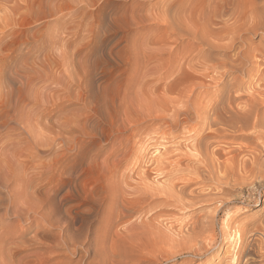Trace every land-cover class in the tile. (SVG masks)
I'll use <instances>...</instances> for the list:
<instances>
[{
	"label": "rangeland",
	"instance_id": "374dc122",
	"mask_svg": "<svg viewBox=\"0 0 264 264\" xmlns=\"http://www.w3.org/2000/svg\"><path fill=\"white\" fill-rule=\"evenodd\" d=\"M244 1L0 0V264H102L103 262L107 264L112 258V261L119 262L118 264L123 262L149 264L151 261V264H208V262L209 264H225L227 261L224 259L226 258L225 247L228 245L225 240L226 225L230 228L241 227L242 224L241 228L245 229L247 226L246 231L257 230L258 233L259 231L262 233L261 230L264 231V160H260L262 159L260 155L264 154V147L260 148L261 142L259 138L255 139L257 135L253 132L254 129L263 131L264 127L259 125L264 120V111H260V117H263V120L259 117L258 126L243 125L241 131L223 126L224 131L220 133L223 144L219 143V145L225 148L227 144L225 149L230 151L229 154L220 155L222 157L219 158L218 168L224 173L227 171L226 178L210 179L208 173L203 170L202 174L207 175L200 173L198 177L195 173V167H198L196 159L191 152L188 153V148L185 146L189 142L190 135H193L191 129L189 131L186 129L189 125L191 128L198 116L193 113V106L195 105L196 108L203 105L209 106L210 99L218 98V96L220 99L222 97V101L225 100L229 82L233 80L230 78L235 75L226 76V79L220 78L222 80H209L210 82L208 78L203 77L205 78L203 79L202 76L199 80L189 76L178 79L180 76H177L178 60L187 62L184 53L196 48L202 49L204 46V52L211 51L212 56L214 54L218 57L223 54L217 48L200 46V40L193 37L194 32L198 37L201 35L200 37L205 36L214 40L212 35L223 36L224 31L226 35L232 29L235 30L236 26V29L240 25L243 26L248 19L245 14L249 11L250 5L252 8L254 7L252 5L257 7V4L261 3V8H264V0H252L253 3L251 0ZM246 3L247 5L244 6ZM243 10H246V13ZM242 14L246 16L242 17L243 20L239 17ZM238 17L242 21L241 24L240 20L234 22ZM220 19L221 23H215ZM173 20L178 21L175 23ZM171 21H173L172 24H170ZM184 22L192 27L190 25L187 27ZM173 25L179 31L183 29L182 32H178L177 28L172 27ZM210 25L219 30L213 29ZM226 25L229 28L232 25L234 28L231 27L230 30L224 27ZM184 26L188 28V32L192 28V32L187 33ZM169 28H173L172 34ZM206 32L211 35L203 36ZM175 33L179 34L175 35L176 38ZM167 35H172L170 37L172 43ZM247 35L251 39L248 40ZM166 37L169 42L165 40ZM243 37V39L246 37L245 42H249L242 44L240 40L241 47L245 45L251 52L255 49L264 50V37L261 35L255 37L246 34ZM163 42L165 46H161ZM170 45L172 47H169ZM159 48L164 51L159 52L163 54L162 56L156 53L160 50ZM168 50L173 56L167 54ZM151 53L156 54V57ZM175 56L178 58L174 59ZM257 57L255 62L246 66L243 72V80L238 84L240 90L237 88V92L241 91L240 95L245 96L244 94L250 92L251 89H247L250 85L257 88L260 84L259 89L264 87V78H262L264 77V61H262L264 56L259 54ZM169 59L171 61L166 63ZM209 60L215 61L212 58H206L205 61ZM171 79L176 85L171 83ZM262 79L263 82H260ZM218 80L219 83H216ZM166 84H169V87H165ZM170 85L171 89H169ZM161 99L163 101L166 99V106L164 102L162 103L165 109L161 107ZM166 107L169 109L167 110ZM229 108L227 111L233 115V107L231 110ZM186 109H190L188 112L191 120L188 113L186 115L183 113ZM161 113L165 116L161 117ZM176 118L177 122L173 123L174 121L171 120ZM168 124L171 126H167ZM261 124L264 126V122ZM161 144L167 147L171 156L169 158L166 154L168 157L165 158L166 162L162 160L165 162L161 164L164 170L149 162L148 157L144 159L148 149L150 152L154 146L160 147ZM245 144L249 147L258 144L259 148L256 146V149H261L254 152L258 153V156H255L256 161L262 164L259 167H256V164L253 174L248 170L250 168L248 162L249 158L255 154L246 153L245 155V152L243 151V154L240 150L239 153L236 151V155L232 149V147L235 149L247 147L244 146ZM170 149L174 151L171 152ZM185 153L194 159L189 158ZM183 155L186 158L182 159ZM241 157L247 160L248 164V168L246 166L243 171L239 165ZM170 159L176 161L171 163ZM175 163L178 169L180 166L179 171L176 170ZM230 163L236 165L237 171ZM228 164H230L229 167H227ZM225 167L226 170H224ZM160 170L164 173L159 176H163L161 179L156 175ZM239 170L241 173L238 172ZM260 170L263 171L260 172ZM244 171L247 172L244 173ZM255 172L260 174L256 175ZM173 173L179 176L175 175V177ZM233 174H238L236 175L238 178H235ZM239 174H243L244 177ZM228 175L229 178H227ZM252 175L253 178L256 177L254 181H252L253 178L248 180L251 179L248 177ZM152 177L154 180L159 179L158 181L164 180L165 183H170L168 184L170 196L168 188L164 189L167 186L165 183V186L162 183L157 187L154 185L151 187ZM144 178L150 181L144 182ZM177 178L180 184H176L178 190H175ZM237 179L238 182L235 181ZM239 179L241 181L244 179L243 187L242 183L239 184ZM245 180L247 183L252 181L254 184H247ZM142 186L147 189L143 190ZM170 186H172L171 189ZM252 189H255L254 194L251 192ZM166 191L168 196L163 195ZM172 193L176 195L172 196ZM188 194L193 201L195 200L192 202L193 205L189 201H187L189 205L188 203L186 205V200L191 199ZM196 194L200 195L198 202ZM203 194L205 197H202ZM176 197L180 203L184 200L183 205L175 200ZM226 220H229L230 225ZM255 226L258 229H255ZM192 227L193 230H191ZM147 229L150 230V235ZM145 230H147L146 233ZM177 230H180V233ZM181 230L185 232L182 233ZM189 232L194 233L193 236ZM257 232L252 236H262L257 235ZM124 233V237L128 240L122 238ZM175 235H179L176 237L177 240ZM172 237L173 240L170 242ZM133 238L135 241L132 240ZM194 238L198 239L195 241ZM199 239L204 242L201 243ZM206 239L210 240L209 244L208 240L205 241ZM184 240L191 248L184 244ZM109 242H113L112 245ZM168 242L171 247L175 245L173 247L177 249V252L173 248L172 252L169 250L171 247ZM131 243L134 245L131 246ZM148 244L158 248L153 251L155 247H150ZM157 244H162L161 248ZM111 246L113 248H110ZM144 246L147 247L145 251ZM108 247L114 254L106 250ZM197 248L204 249L199 251ZM117 250L120 252L118 253ZM194 251L199 254L192 255ZM152 253L155 254L154 256H159L155 258ZM120 256L125 261L127 258V261L120 262L122 261ZM132 256L137 259L134 257L133 259ZM114 258L120 261L117 262ZM112 261L108 264H113Z\"/></svg>",
	"mask_w": 264,
	"mask_h": 264
},
{
	"label": "bare ground",
	"instance_id": "6f19581e",
	"mask_svg": "<svg viewBox=\"0 0 264 264\" xmlns=\"http://www.w3.org/2000/svg\"><path fill=\"white\" fill-rule=\"evenodd\" d=\"M220 1V0H219ZM246 1V0H245ZM244 1V2H245ZM252 1V0H251ZM250 1V2H251ZM209 2V1H208ZM254 1H252L251 3H253ZM221 3V2H220ZM225 3V2H224ZM250 3V4H251ZM249 4V3H248ZM249 4V5H250ZM255 4V3H254ZM261 4V3H260ZM260 4L258 5L257 4V7H256V5H252V6H254V7H252L251 8V5L249 6L250 8H249V11L246 13V10L244 11L245 13V15H247L248 16V19H247V21H245V23L243 24V26H238V28L236 29V27H235V25H234V23L232 22V24L234 25V27H235V30H231V27H233L232 25H231V27L229 28L228 27V25H226V26H224V27H228L231 31L228 33L227 32V34L226 35H224V33H226V31H224V33H223V36H217V35H212V37L214 38V40H212V38L211 39H208V38H205V36H204V34H207L206 35V37H208L209 35H211V34H209L208 35V33L209 32H212V31H209V32H206V33H203V36L204 37H198L196 34H195V32H194V34H193V37L195 38V39H198V40H200V46L202 45H206V46H209V47H212V49L213 48H217V50L219 49V50H221L222 52L221 53H223V54H221L220 56H218V57H216L214 54H213V56L212 55H210V54H212V52L211 51H205L204 52V50H203V47H202V49H198L197 50V48L195 49V50H192V51H190V49H189V47H188V49H189V51L190 52H187V50H186V52L187 53H184V56H186V61L187 62H184V61H182V59H177L179 62H178V64H177V66L179 67L178 68V71H177V76L179 77H176V78H178V79H182L184 76H189L190 78H193V79H197V80H199L200 78H201V76H202V78L203 77H205L206 79L208 78V81L210 80V81H216L217 79H219V80H222V79H220V78H225L226 76H231V75H235V77H232V78H230V79H233L231 82H229V85H228V93H227V95H225L226 96V99L224 100L223 99V101H222V97H221V99L219 98V96H218V98L217 97H214L212 100L210 99V102H209V106H202V103L200 104L202 107H194L193 106V103H192V106H193V109H191V110H193V113H196V114H198V116H196V120L194 121V123H193V125L191 126V128H189L190 127V125H189V127H188V129H186V130H188L189 131V129H191L192 130V132H193V135L191 136L190 135V138L188 139L189 140V142L187 143L186 141V137L184 138L186 141H185V143H187L185 146L188 148L187 150H188V153L190 154V152H191V155H193L194 157H195V159H196V162H197V166L198 167H195L196 169H195V173H196V176H200V173L202 174V170L203 171H206L207 173H208V175L210 176V179H213L214 178V180H215V178L217 177L218 179H219V177H225L226 178V172L224 173L222 170H220L219 168H218V165H219V163H220V161H219V158L220 157H222V156H220V155H225V154H229V151L230 150H228V151H226L227 149H225V148H227L226 147V145H225V148L224 147H220V145H219V143H221L222 142V140L220 139V137H221V132H222V130H223V126H228L229 128L231 127V130H233V128H236V130L237 129H240V131H241V129H242V126L243 125H248V124H251L252 126H255V125H259V123H258V121H259V117H260V111H264V85L262 86L263 88L262 89H259L260 87V84H258L259 86V88L257 89V88H254L253 87V85L251 86H249L248 88H247V85H246V88L247 89H251V91L250 92H248V93H246V94H244L245 96H243L242 94L240 95V93H241V91H240V93L239 92H237V88L239 89V87H238V84H239V82L240 81H242L243 80V72H244V70H245V68H246V66L248 67V65H252L253 64V62H255V58L257 57V55H259V54H261L262 55V57L264 56V50H260L259 51V49L258 50H256L255 48V51L251 48V50H253L252 52L250 51V48H249V50H248V47L247 46H242L241 47V42H239L240 40L243 42L242 44H247V42H249V41H247V42H245V40H246V37H245V39H243L244 37V35H246V34H249V35H251V36H257V35H261L262 37H264V8L262 9L261 8V6H260ZM208 5V4H207ZM245 5H247V3L246 4H244V6ZM214 6H215V4H214ZM219 6V5H218ZM244 6H243V8H244ZM260 6V7H259ZM264 6V5H263ZM236 7V6H235ZM248 6H246V8H247ZM181 9V8H180ZM213 9V8H212ZM216 9V8H215ZM214 9V10H215ZM224 10V9H223ZM237 10V9H236ZM239 10V9H238ZM242 10V9H241ZM179 12H180V10H179ZM212 12V11H211ZM214 12V11H213ZM236 12V11H235ZM235 12L233 13V14H235ZM176 13V12H175ZM240 13H242V12H240ZM239 13V14H240ZM244 14H242L241 16H239L242 20L244 19V18H242L243 16H244ZM218 15V14H217ZM236 15H237V12H236ZM210 16H211V14H210ZM229 16V15H228ZM182 17V16H181ZM231 17V16H230ZM233 17V16H232ZM239 17H238V19L237 20H234V22L236 21V22H238L240 19H239ZM244 17H246V16H244ZM179 18V17H178ZM213 18H215V17H213ZM236 18V17H235ZM167 19H168V16H167ZM210 19V18H209ZM225 19V18H224ZM179 20V19H178ZM177 20V21H178ZM182 21H183V19H181ZM211 20H212V18H211ZM175 23H177V21H175V20H173ZM173 21H171V23L170 24H172V22ZM180 21V20H179ZM208 21V20H207ZM214 21V20H213ZM213 21H211L212 22V24H215V23H221L220 21H221V19L219 20V22H215V23H213ZM241 21V20H240ZM166 22V21H165ZM168 22H170V20L168 21ZM211 22H209L210 24H211ZM225 22V21H224ZM174 23V25L175 26H177V27H179L177 24H175ZM207 23V22H206ZM240 24L242 23V21L241 22H239ZM184 24L185 25H187V27H189V25H188V23L186 24L185 22H184ZM196 24V23H195ZM203 24H205V22L203 23ZM225 24H227L226 22H225ZM229 24H231V23H229ZM238 23H236V25H237ZM174 25L172 26V27H174ZM209 25V24H208ZM222 25H224V24H222ZM191 27H192V25H190ZM213 29L215 28L214 26H212V25H210ZM209 26V28H210V30H211V27ZM177 27H174L175 29L177 28ZM181 27V26H180ZM185 27V26H184ZM187 27H185L187 30V33H189V32H192V28L190 29L191 31H189L188 32V28ZM198 27H200L201 28V26H199L198 25ZM203 27V26H202ZM219 27H221V26H219ZM224 27H222V28H224ZM233 27V28H234ZM184 28V29H185ZM195 27H193V30H195L194 29ZM204 28V27H203ZM206 29L208 28V27H205ZM208 28V29H209ZM221 28V29H222ZM170 29V28H169ZM178 29V28H177ZM206 29H204V31L206 30ZM207 29V30H208ZM212 29V30H213ZM216 29V28H215ZM220 29V30H221ZM183 30V29H182ZM182 30L181 31H179V29L177 30L178 32H182ZM216 30H219L218 28L216 29ZM176 31V30H175ZM185 31V30H184ZM185 31V32H186ZM201 31H202V29H201ZM200 31V32H201ZM172 32H173V28H171L170 29V33L172 34ZM185 32L183 33V34H185ZM199 32V31H198ZM203 32V31H202ZM216 32V31H215ZM214 32V33H215ZM196 33H197V31H196ZM220 33H222V32H220ZM167 34H168V32H167ZM178 34V33H177ZM176 33L174 34V36L175 35H177ZM182 34V35H183ZM191 34V33H190ZM190 34H188V36L190 35ZM202 34V33H201ZM179 35V34H178ZM181 35V34H180ZM192 35V34H191ZM190 35V36H191ZM199 35V34H198ZM221 35V34H220ZM168 36V35H167ZM172 35H170V36H168L169 38L171 37ZM248 36V35H247ZM168 37H166V39L165 40H167L168 41ZM178 37V36H177ZM182 37V36H181ZM192 37V36H191ZM192 37V38H193ZM243 37V38H242ZM261 37V38H262ZM175 38H176V36H175ZM180 38V37H179ZM248 40L249 39H251L249 36H248V38H247ZM164 40V41H165ZM170 40V42H171V38L169 39ZM175 40V39H174ZM180 40V39H179ZM178 40V41H179ZM161 41H162V39H161ZM173 41V40H172ZM176 41H177V39H176ZM175 41V42H176ZM169 42V41H168ZM174 42V41H173ZM179 42H181V41H179ZM198 42V41H197ZM245 42V43H244ZM159 43H160V41H159ZM165 43H167L166 41H165ZM172 43V42H171ZM240 43V44H239ZM162 44V43H161ZM176 44V43H175ZM166 45V44H165ZM164 45V42H163V44L161 45V46H165ZM179 45V44H178ZM177 45V46H178ZM248 45H250L249 43H248ZM160 46V47H161ZM169 47H172L171 45L169 46ZM168 47V48H169ZM181 47V46H180ZM186 47V48H187ZM158 48V47H157ZM200 48V47H199ZM160 50H158L156 53H158L159 54V52L160 51H162L163 49H164V47L162 48V50H161V48H159ZM179 49V48H178ZM177 49V51H179ZM262 49V48H261ZM166 50H167V48H166ZM169 50H170V48H169ZM168 50V52L169 53H167V51L165 52V53H167L168 55L170 54L171 55V53H170V51ZM184 50V49H183ZM197 50V51H196ZM206 50H208V49H206ZM210 50V49H209ZM216 50V51H217ZM218 50V51H219ZM153 51H155V49L153 50ZM173 51H174V49H173ZM232 51H234V53H232L231 54V52ZM162 52H164V51H162ZM162 52H160V53H162ZM172 52V51H171ZM155 53V52H154ZM164 53V54H165ZM183 53V52H182ZM214 53H216V52H214ZM151 54H153V53H151ZM175 54V53H174ZM178 54V53H177ZM176 54V55H177ZM216 54H218V53H216ZM156 54H153V56L154 57H156L155 56ZM159 55H161V54H159ZM163 55V54H162ZM161 55V56H162ZM171 56H173V54L171 55ZM177 56H179V55H177ZM182 56V55H181ZM169 57V56H168ZM171 58V57H170ZM173 58V57H172ZM176 58H178V57H176L175 56V58L174 59H176ZM184 58V57H183ZM206 58L208 59V58H212V60L213 59H215V61H205L206 60ZM259 57H257V59H258ZM168 59V58H167ZM166 59V60H167ZM253 59H254V61H253ZM262 59H264V58H262ZM158 59H156V61H157ZM159 60H160V58H159ZM260 60V59H259ZM169 61H171L170 59L168 60V61H166V63H168ZM172 61H173V59H172ZM262 61H264V60H262ZM256 62H257V60H256ZM171 63V62H170ZM169 63V64H170ZM175 63H177V61L175 60ZM259 63V62H258ZM171 64H174V62H172ZM264 64V63H263ZM255 65V64H254ZM171 66V65H170ZM177 66H175L174 65V67L175 68H177ZM260 66V65H259ZM258 66V67H259ZM172 67H173V65H172ZM251 67V66H250ZM253 67H255V66H253ZM257 67V66H256ZM260 68V67H259ZM254 69V68H253ZM174 70V69H173ZM254 70H252V72H253ZM256 71V70H255ZM257 71H259V69L257 68ZM172 72V71H171ZM170 72V73H171ZM176 72H174V74H175ZM257 73V72H256ZM263 73V72H262ZM172 75H173V73H171ZM170 74V75H171ZM171 75V76H172ZM241 75V76H240ZM250 75H251V73H250ZM261 75V74H260ZM259 75V76H260ZM176 76V75H175ZM253 76H256V74L254 75L253 74ZM259 76H257V77H259ZM263 76V75H262ZM261 76V77H262ZM249 77V76H248ZM175 78V77H174ZM186 78V77H185ZM201 78V79H202ZM205 78H203V79H205ZM247 78V77H246ZM245 78V79H246ZM262 78H264V77H262ZM173 79V78H172ZM172 79H171V83L173 82V85L175 84V82L174 81H172ZM184 79V78H183ZM226 79V78H225ZM229 79V80H230ZM256 79V78H255ZM259 79H261V78H259ZM173 80H175V79H173ZM219 80H218V82H216V83H219ZM249 80H250V78H249ZM252 80H253V78H252ZM193 81V80H192ZM206 81V80H205ZM209 81V82H210ZM224 81V80H223ZM256 81V80H255ZM260 81V80H259ZM198 82V81H197ZM225 82V81H224ZM247 82V81H246ZM249 82V81H248ZM260 82H263V79L260 81ZM184 83V82H183ZM213 83H215V82H213ZM221 83V82H220ZM226 83V82H225ZM257 83V82H256ZM259 83V82H258ZM264 83V82H263ZM191 84V83H190ZM197 84V83H196ZM198 84H199V82H198ZM206 84V83H205ZM228 84V83H227ZM241 84V83H240ZM244 84V83H243ZM243 84H241V85H243ZM253 84V83H252ZM167 85V84H166ZM169 85V84H168ZM165 86V87H169V86ZM172 85V84H171ZM171 85H170V88L169 89H171L172 87H171ZM176 85V84H175ZM179 85V84H178ZM248 85H249V83H248ZM255 85V84H254ZM184 86V85H183ZM185 86H186V83H185ZM184 86V87H185ZM196 86V85H195ZM225 86V85H224ZM227 86V85H226ZM240 86V85H239ZM164 87V89H167V88H165ZM176 87V86H175ZM180 87H181V85H180ZM187 87V86H186ZM179 88V87H178ZM194 88V87H193ZM227 88V87H226ZM241 88V87H240ZM244 88V87H243ZM176 89H177V87H176ZM190 89H191V87H190ZM154 91H155V89H153ZM181 90H183V89H181ZM231 90H233V91H231ZM240 90V89H239ZM243 90V89H242ZM244 90H245V88H244ZM169 91V90H168ZM172 91V90H171ZM179 91V90H178ZM180 92V91H179ZM188 93H191L190 91H187ZM232 92V93H231ZM234 92V93H233ZM244 93H245V91H244ZM181 94V93H180ZM188 96H189V94H187ZM216 95H217V93H216ZM215 95V96H216ZM155 98V97H154ZM157 98V97H156ZM162 98V97H161ZM164 98V97H163ZM162 98V99H163ZM161 99V100H162ZM206 99H208V98H206ZM205 99V100H206ZM157 100V99H156ZM155 100V101H156ZM166 99H164V101L162 100V102H160V104L162 105V103L164 102V105H165V101ZM205 100H204V102H205ZM158 101V100H157ZM156 101V102H157ZM182 103V102H181ZM189 103V102H188ZM157 104H159V102L157 103ZM168 104V103H167ZM160 105V106H161ZM164 105H162L161 107H163L164 109H165V107H164ZM166 106V105H165ZM169 106V105H168ZM185 106V105H184ZM228 106V107H227ZM229 108L230 110H231V107H233V109L234 110H232V111H234V114L233 115H230L229 114V111H227V108ZM169 109V107H166V109ZM188 108V107H187ZM167 109V110H168ZM190 109H186V110H184L183 111V113H185V115L188 113V116H189V118H190V113L188 112V111H190ZM162 110V109H161ZM195 111V112H194ZM175 112V111H174ZM176 112H177V110H176ZM199 112V113H198ZM165 113V112H164ZM164 113H161V115L162 114H164ZM233 113V112H232ZM264 113V112H263ZM174 115H175V113H174ZM235 115V116H234ZM264 115V114H263ZM159 116H160V113H159ZM163 116H165V115H162L161 117H163ZM195 116V115H194ZM174 117V116H173ZM166 118V117H165ZM164 118V119H165ZM175 118V117H174ZM173 118V119H174ZM177 118H178V115H177ZM175 119V120H171V121H174L173 123H176L177 122V120L178 119ZM261 118V117H260ZM184 120V119H183ZM190 120H191V118H190ZM189 120V121H190ZM231 120H232V122H231ZM236 122H235V121ZM261 120H263V117L261 118ZM165 121V120H164ZM182 121V120H181ZM179 122H180V120H179ZM187 122H188V120H187ZM263 122H264V120H263ZM263 122H260V127H261V125H262V127H264L263 126V124H261V123H263ZM173 123H171L173 126H174V124ZM237 124V123H240L241 125H235V124ZM177 124H179V123H177ZM176 124V125H177ZM190 124H191V122H190ZM163 125V124H162ZM170 124H168L167 126H169ZM196 125V126H195ZM164 126H166V124L164 125ZM171 126V125H170ZM237 126V127H236ZM186 127V128H187ZM228 127H226L227 128V130H228ZM249 127V126H248ZM171 128V127H170ZM244 128V127H243ZM245 129H247V128H245ZM243 130V129H242ZM251 131L253 130V128L252 129H250ZM255 131H253V132H255L254 133V135L256 134L257 135V137L255 136V139H257V138H259V140H260V144H261V146H260V148L261 147H264V128H263V131H262V129L260 130V132L257 130V129H254ZM256 130H257V132H256ZM187 131V132H188ZM224 131V130H223ZM238 131V130H237ZM186 132V133H187ZM252 132V133H253ZM250 134V133H249ZM251 135V134H250ZM223 136V135H222ZM222 138V137H221ZM183 139V140H184ZM258 140V141H259ZM223 142H225V141H223ZM253 142H254V140H253ZM179 143V142H178ZM181 144L183 143L182 141L180 142ZM259 143V142H258ZM147 144V143H146ZM160 144V143H159ZM221 144H223V143H221ZM247 144H249V143H247ZM251 145H253V144H251ZM258 144H255V145H253L252 147H249V146H247L246 144L244 145V146H247V147H240V148H238V149H235V147L233 148L232 147V149L235 151L234 153L236 154V151H237V153H239V151L241 150L242 152L244 151L245 152V155H246V153H250V154H252V153H254V152H256V151H258V150H261V149H256V146H257ZM178 146H180V145H178ZM184 146V145H183ZM221 146H224V145H221ZM242 146V145H241ZM186 147L184 148V149H186ZM229 147L231 148V146L229 145ZM258 147V146H257ZM167 147L165 146V145H163V144H161L160 145V147L159 146H157V147H155L154 146V148H153V150L151 149V151L149 152V149H148V152H146V156H144V159L146 160L147 158H145V157H148V161L149 162H151V163H154L155 165H157V166H160L161 167V164L164 162V161H162L163 159L165 160V158H168V157H166V154H167V156H169V153H168V151H167V149H166ZM237 148V147H236ZM247 148V149H246ZM259 148V147H258ZM178 149V148H177ZM225 149V150H224ZM263 149V148H262ZM171 150V152L172 151H174V150H176L175 148H174V150H172V149H170ZM242 152H240V153H242ZM244 152H243V154H244ZM263 152V151H262ZM231 153H232V151H231ZM186 154V153H185ZM234 154V155H235ZM250 154H249V156H250ZM255 154V153H254ZM258 154V153H257ZM257 154H255V155H252L250 158H249V162H248V164H250L249 166H250V168L248 169L249 171H250V173L251 174H253L254 172H253V170H254V167L256 166V164H257V166L256 167H259L262 163L261 162H257L256 161V157L258 156ZM260 154H262V153H260ZM259 154V155H260ZM237 155V154H236ZM257 155V156H256ZM186 156H189V155H187L186 154ZM229 156V155H228ZM240 156H241V154H240ZM244 156V155H243ZM256 156V157H255ZM261 157H262V159L260 158V160L262 161V160H264L263 159V156H264V154L263 155H260ZM171 156H169V158H170ZM184 155H183V157H182V159H184ZM190 157H192V156H189V158ZM226 157V156H225ZM230 157V156H229ZM232 157V156H231ZM238 157V156H237ZM246 157V159H248V157L247 156H245ZM244 157V158H245ZM178 158H180V157H178ZM186 158V157H185ZM188 158V157H187ZM193 158V157H192ZM234 158V157H233ZM233 158H231V160L233 159ZM259 158V157H258ZM174 159V158H173ZM173 159H170V162L172 163V162H175ZM176 159V158H175ZM182 159H180V160H182ZM194 159V158H193ZM192 159V160H193ZM225 159V158H224ZM223 159V160H224ZM229 159V158H228ZM227 159V160H228ZM238 159H240V157L238 158ZM237 159V160H238ZM167 160V159H166ZM166 160H165V162H166ZM179 160V161H180ZM190 160V159H189ZM258 160V159H257ZM259 160V161H260ZM144 161V160H143ZM147 161V162H148ZM191 161V160H190ZM233 161V160H232ZM145 162V161H144ZM148 162V163H149ZM164 162V163H165ZM169 161H168V163H170ZM178 162V161H177ZM192 162H194V161H192ZM222 162V161H221ZM224 162V161H223ZM227 162V161H226ZM230 162V161H229ZM233 162H235V161H233ZM237 162H239V161H237ZM240 162H241V164H239L240 165V167H241V169H242V171L243 170H245L246 169V166L248 165L247 164V160H243L242 159V157H241V160H240ZM141 163H142V161H141ZM146 163V162H145ZM144 163V164H145ZM147 163V164H148ZM168 163H167V165H168ZM264 163V162H263ZM176 164L177 163H175V166H176ZM194 164H195V162H194ZM231 164V163H230ZM230 164H228L227 165V167H229V165ZM238 164V163H237ZM151 165H153V164H151ZM155 165H154V169H155ZM166 165V164H165ZM174 164H172V166H173ZM179 165V164H178ZM180 165H181V161H180ZM217 165V166H216ZM221 165V164H220ZM223 165V164H222ZM221 165V166H222ZM226 165V164H225ZM225 165H223V166H225ZM232 165V164H231ZM149 166H150V164H149ZM149 166H147V167H149ZM156 166V167H157ZM192 166V165H191ZM194 166V165H193ZM234 168H236V165H232ZM140 167V166H139ZM139 167H137V168H139ZM143 167H145V165H143ZM162 167H163V165H162ZM161 167V169L162 170H164L163 168ZM166 167V166H165ZM164 167V168H165ZM174 167V166H173ZM177 167V166H176ZM183 167V166H182ZM181 167V168H182ZM231 167V166H230ZM233 167H231L232 169H233ZM237 167H239L238 165H237ZM255 167V168H256ZM136 168V169H137ZM191 168V167H190ZM247 168H248V166H247ZM140 169H141V167H140ZM175 169V168H174ZM178 169V167L176 168V170ZM179 169H180V166H179ZM179 169H178V171H179ZM185 169V168H184ZM184 169H182V170H184ZM192 169H194L193 167H192ZM222 169V168H221ZM228 169V168H227ZM259 169V168H258ZM258 169H256V170H258ZM157 170H159L158 168H157ZM162 170H160V171H158L157 173H156V175L159 177L160 175H163L164 173H162ZM224 170H226V167H225V169ZM247 170V171H248ZM140 171V170H139ZM138 171V173H140ZM142 171V170H141ZM231 170H229V172H230ZM233 171V170H232ZM235 171H237V168L235 169ZM241 170H239L238 172H240ZM247 171H244V173H246ZM255 171V170H254ZM261 171H263V170H260V172ZM164 172V171H163ZM166 172V171H165ZM260 172L258 173V175L260 174ZM138 173H136V174H138ZM142 173H143V171H142ZM141 173V174H142ZM146 173H147V171H146ZM146 173H144V174H146ZM169 173V172H168ZM183 173H184V171H183ZM204 173V172H203ZM241 173V172H240ZM243 173V172H242ZM243 173V174H244ZM256 173V172H255ZM257 173H256V175H257ZM174 174V173H173ZM172 174V175H173ZM193 174H194V172H193ZM204 174H206V173H204ZM204 174H202V175H204ZM232 173H230V175H231ZM243 174H239V176H242ZM249 174V173H248ZM262 174V173H261ZM179 176V175H177L176 173L174 174V176ZM182 175H185V174H182ZM207 175V174H206ZM235 175V178H238V176L236 177V175H238V174H233V176ZM247 175V174H246ZM250 175V174H249ZM255 175V174H254ZM140 176V175H139ZM141 176H143V174L141 175ZM146 176V175H145ZM147 176H148V174H147ZM175 176V177H176ZM195 176V175H194ZM205 176V175H204ZM244 176H245V174H244ZM244 176H242V177H244ZM144 177V176H143ZM142 177V178H143ZM149 177H150V175H149ZM162 178H163V176H161ZM161 177H159V179H161ZM173 177V176H172ZM185 177V176H184ZM197 177V178H198ZM203 177V176H202ZM207 177V176H206ZM212 177V178H211ZM137 178H139V177H137ZM141 178V179H142ZM146 178V177H145ZM145 178H144V182L145 181H148V179H146L145 180ZM154 177H152V179H153ZM155 178H156V176H155ZM168 178V177H167ZM182 178V177H181ZM216 178V180H218ZM227 178H229V175L227 176ZM231 178V177H230ZM233 178V177H232ZM245 178H247V177H245ZM244 178V179H245ZM248 178H251V179H248ZM247 179L248 180H252V178H253V175H252V177L250 176V177H248ZM256 177H254L253 178V180L252 181H254V179H255ZM141 179H140V182H141ZM152 179H151V181H152ZM159 179H153V182H152V186L151 187H153V185L155 186V187H157V186H159L160 184H162L163 183V186H165L164 185V180H160V181H158ZM164 179H165V175H164ZM242 179V178H241ZM243 179V180H244ZM173 180H175V179H173ZM181 180V182H182V179H180ZM184 180H185V178H184ZM223 180V179H222ZM229 180V179H228ZM240 180V179H239ZM241 181L240 180V183L239 184H241L242 183V187H243V182L244 181ZM150 181V180H149ZM148 181V182H149ZM177 181H178V178H177ZM235 181H237L238 182V179L237 180H235ZM251 181V183H253ZM186 182V181H185ZM185 182H184V184H185ZM245 182L247 183V181L245 180ZM143 183V182H142ZM178 183V185L180 184L179 183V181L178 182H176L175 181V185H174V187L176 186V189L175 190H178L177 188V184ZM187 183V182H186ZM249 183V182H248ZM247 183V184H248ZM251 183H249V184H251ZM146 184H148V183H146ZM165 184H167V183H165ZM168 184H170V183H168ZM168 184H167V186L164 188L165 190H166V188H168ZM193 184V183H192ZM195 184H196V182H195ZM254 184V183H253ZM182 185H183V183H182ZM191 185V184H190ZM146 186V185H145ZM148 186H149V184H148ZM187 186V185H186ZM245 186H247V185H245ZM126 187V186H125ZM151 187H150V189H151ZM171 187L172 186H170V189H171ZM190 187V186H189ZM254 187V186H253ZM263 187V186H262ZM142 188H143V190L145 189H147V187L146 188H144L143 186H142ZM162 188V187H161ZM183 188H185V187H183ZM255 188V187H254ZM261 188V187H260ZM150 189H149V191H150ZM160 189V188H159ZM180 189H181V187L179 188V191H180ZM186 189V188H185ZM185 189H184V191H185ZM197 189V188H196ZM154 191H155V188L153 189ZM152 190V191H153ZM162 190V189H161ZM168 190V192H169V188L167 189ZM191 190V189H190ZM249 190V189H248ZM263 190V189H262ZM153 191V192H154ZM182 191V190H181ZM183 191V192H184ZM245 191V190H244ZM251 191V190H250ZM257 192H258V189L256 190ZM162 192V191H161ZM163 192H164V190H163ZM176 193H177V191H175ZM174 192V193H175ZM246 192V191H245ZM253 194H254V192H255V189H252V191H251ZM148 193V192H147ZM174 193H172V196H175L176 194H174ZM180 193V192H179ZM196 193V192H195ZM200 193V192H199ZM198 193V194H199ZM247 193H249V192H247ZM259 193V192H258ZM152 194V193H151ZM156 194H157V192H156ZM160 194V193H159ZM170 192L168 193V195L170 196ZM174 194V195H173ZM178 194V193H177ZM181 194H183V193H181ZM180 194V195H181ZM185 194H186V192H185ZM198 194H196V195H198ZM163 195H167V191H166V193H164ZM167 195V196H168ZM179 195V196H180ZM189 195V194H188ZM192 195V194H191ZM245 195V194H244ZM171 196V197H172ZM194 196V195H193ZM199 196L200 195H198V197L196 198V201L198 202L199 201ZM205 197V194H203L202 195V197ZM178 197V196H177ZM176 197V199L175 200H177L178 198ZM181 197H182V195H181ZM189 197H191L190 195H189ZM202 197H200V199L202 198ZM243 196H241V198H242ZM174 198V197H173ZM182 198H184V196L182 197ZM188 198V197H187ZM186 198V199H187ZM244 198H245V196H244ZM258 198V197H257ZM188 199H190V198H188ZM195 199V198H194ZM198 199V200H197ZM180 200V199H179ZM184 200H185V198H184ZM183 200V201H184ZM236 200V199H235ZM183 201H181V203L180 202H178V200H177V202L179 203V204H182L183 205ZM187 201H189V203H191L192 204V202H194L193 201V199H192V197H191V199L190 200H186V205H187ZM223 201V200H222ZM189 203H188V205H189ZM225 203V202H224ZM242 204H243V201H242ZM246 204V203H245ZM250 204V203H249ZM185 205V206H186ZM193 205V204H192ZM222 205V204H221ZM218 207V206H217ZM243 208H245V207H243ZM219 209V208H218ZM228 210V209H227ZM213 211H215V210H213ZM212 213V212H211ZM214 213V212H213ZM225 213H227V212H225ZM230 215V214H229ZM212 216V215H211ZM229 218H232V217H229ZM206 220V219H205ZM227 221V220H226ZM229 221V220H228ZM227 221V222H228ZM262 221V220H261ZM209 222V221H208ZM263 222V221H262ZM201 223V222H200ZM205 223V222H204ZM230 222H228V224H229ZM150 224V223H149ZM192 224V223H191ZM202 225H203V223H201ZM234 224V223H233ZM232 224V225H233ZM261 224V223H260ZM264 224V223H263ZM141 225V224H140ZM200 225V224H199ZM209 225V224H208ZM230 225V224H229ZM262 225V224H261ZM142 226H144L143 224H142ZM189 226H190V224H189ZM192 226V225H191ZM194 226V225H193ZM211 226V225H210ZM188 227V226H187ZM204 227H207V226H204ZM212 227V226H211ZM210 227V228H211ZM222 227H224V226H222ZM241 227H242V224H241ZM241 227H236V226H232V227H230V228H228V225H226L225 227H224V230H225V233H226V239L225 240H227V242H228V245L225 247V257L226 258H224L225 260L227 259V261H226V263L225 264H264V241H263V238H264V231H262L261 229H259V230H261V232L262 233H260V231H259V233L257 232V230H255V229H258V228H256V226H255V229L252 227V229H254L255 230V232H257L258 234L257 235H259V234H261L262 236H256V237H253L252 236V234L253 233H255L254 231H252V230H250V231H246V228H247V226H246V228L244 229V228H241ZM244 227V226H243ZM258 227V226H257ZM261 227V226H260ZM259 227V228H260ZM141 228V227H140ZM146 228H148V227H146ZM182 228V227H181ZM189 228V227H188ZM195 228V227H194ZM199 228V227H198ZM250 228V227H249ZM155 229V228H154ZM183 229V228H182ZM185 229V228H184ZM187 229V228H186ZM200 229H201V226H200ZM221 229V228H220ZM263 229V228H262ZM126 230V229H125ZM124 230V231H125ZM128 230H129V228H128ZM127 230V231H128ZM148 230V235H150L149 234V232H150V230L149 229H147ZM147 230H145V233H146V231ZM189 230H190V228H189ZM191 230H193V227H192V229ZM197 230V229H196ZM204 230H206V228L204 229ZM229 230V231H228ZM264 230V229H263ZM130 231V230H129ZM128 231V232H129ZM155 231V230H154ZM177 231H179V233H180V230H177ZM181 231H183V230H181ZM127 232V233H128ZM175 232V231H174ZM173 232V233H174ZM185 231H183L182 233H184ZM191 232H193V231H191ZM204 232V231H203ZM207 232H209V231H207ZM221 232H222V229H221ZM123 233V232H122ZM154 233V232H153ZM178 233V232H177ZM176 233V234H177ZM188 233V232H187ZM190 233V232H189ZM211 233V232H210ZM224 233V232H223ZM156 234V233H155ZM191 234V236H193L192 234H194V233H190ZM199 234H200V232H199ZM116 235V234H115ZM123 236H122V238L124 237V235H125V233L124 234H122ZM131 235V234H130ZM129 235V236H130ZM160 235H162V234H160ZM159 235V238L161 237ZM179 235H181V234H179ZM179 235H175V238L177 237V236H179ZM203 235V234H202ZM202 235H198L199 237H201ZM204 235H205V233H204ZM210 235V234H209ZM213 234H211V236H212ZM224 235V234H223ZM117 236H119V235H117ZM120 236H121V234H120ZM153 237H154V235H152ZM151 236V237H152ZM183 236H185L184 234H183ZM196 236V235H195ZM206 236V235H205ZM204 236V237H205ZM210 236V237H211ZM215 236V235H214ZM255 236V235H254ZM107 237V236H106ZM128 237V236H127ZM130 237H132V235L130 236ZM156 237H158V236H156ZM186 237H187V235H186ZM190 237V236H189ZM198 237V238H199ZM105 238V237H104ZM107 238H109V237H107ZM124 238H126V237H124ZM178 238H181V237H178ZM190 238H192V237H190ZM189 238V239H190ZM197 238V239H198ZM207 238H209V237H207ZM127 239V238H126ZM163 239H165V238H163ZM182 240H183V238H181ZM196 239V240H197ZM203 239V238H202ZM215 239H216V237H215ZM224 239H222V241L224 240ZM103 240V239H102ZM106 240V239H105ZM108 240V239H107ZM115 240V239H114ZM128 240V239H127ZM133 241H135L134 240V238L132 239ZM150 240V239H149ZM152 240V239H151ZM150 240V241H151ZM173 240V237H172V239L170 238V242ZM175 240H177V238L175 239ZM175 240H174V244H176V242H175ZM186 241H187V238L185 239ZM185 240H184V244L185 245H188V246H190L189 244H187L186 242H185ZM194 240H195V238H194ZM195 240V241H196ZM200 240V239H199ZM208 239H206L205 241H207ZM113 241V240H112ZM133 241H131L130 240V242H133ZM150 241H148V242H150ZM180 241V240H179ZM191 241V240H190ZM190 241H189V243H190ZM192 241H193V239H192ZM209 241L210 240H208V244H209ZM217 241V240H216ZM113 242H115V241H113ZM112 242V243H113ZM156 242H158V241H156ZM165 242V241H164ZM183 242V241H182ZM188 242V241H187ZM200 242L201 243H203L204 241H201L200 240ZM214 242V241H213ZM109 243H111V242H109ZM112 243H111V245H112ZM135 243V242H134ZM134 243H131V246H132V244L134 245ZM151 243V242H150ZM158 243H160V242H158ZM162 244H163V242H161ZM167 243V242H166ZM173 243V242H172ZM178 243H180V242H178ZM198 243V242H197ZM206 243V242H205ZM211 243V242H210ZM154 244V243H153ZM162 244H157V245H160L159 247L161 248V245ZM168 244L170 245V243L168 242ZM182 244V243H181ZM192 244H195V243H192ZM227 244V243H226ZM104 245H105V243H104ZM110 245V244H109ZM129 245H130V243H129ZM149 245V244H148ZM155 245V244H154ZM151 246V245H149L150 247H155V249L153 248H151L153 251L154 250H156L157 248H158V246L156 247V246ZM164 245V244H163ZM178 245V244H177ZM204 245H206V244H204ZM203 245V246H204ZM137 246H139V245H137ZM136 246V247H137ZM141 247H142V244L140 245ZM140 246H139V249H141L140 248ZM173 246H175V245H172V247H171V245H170V249L169 250H171L172 248L174 249V247ZM179 246V245H178ZM195 246V245H194ZM197 246V245H196ZM195 246V247H196ZM199 247L201 246V245H198ZM212 246H213V244H212ZM217 246V245H216ZM105 247V246H104ZM146 246H144L143 248H144V251H145V249L147 248H145ZM166 247V246H165ZM177 247V246H176ZM180 247V246H179ZM183 247V246H182ZM181 247V248H182ZM185 247V246H184ZM183 247V248H184ZM210 247V246H209ZM208 247V248H209ZM107 248V247H106ZM110 248H113V246H111ZM133 248V247H132ZM167 248H168V245H167ZM187 249H189L188 247H186ZM190 248H191V246H190ZM200 248H202V247H200ZM200 248H197V250L199 249V251H202L204 248H206V247H204L203 249H201L200 250ZM115 249H116V246H115ZM165 249V248H164ZM176 249V248H175ZM174 249V250H175ZM192 249H193V247H192ZM196 249V248H195ZM212 249V248H211ZM210 249V250H211ZM216 249V248H215ZM108 252H110L109 251V247H108V249H106ZM111 250V252H113V250L112 249H110ZM123 250V249H122ZM149 250V249H148ZM162 250V249H161ZM181 250V249H180ZM186 250V249H185ZM207 250V249H206ZM115 251V250H114ZM136 251V250H135ZM137 251H138V249H137ZM141 251V250H140ZM163 251V250H162ZM196 251V250H195ZM194 251V252H195ZM215 251V250H214ZM108 252H107V254H106V258H107V255H108ZM110 252V253H111ZM117 252L119 253L120 251H118L117 250ZM122 252H124L125 253V251H122ZM132 252V251H131ZM139 252V251H138ZM142 252V251H141ZM141 252H140V255H141ZM146 252H148V251H146ZM145 252V253H146ZM159 252H160V249H159ZM158 252V253H159ZM171 252H172V250H171ZM176 252H177V249H176ZM191 252V250L189 251V253ZM193 252V251H192ZM197 252V251H196ZM192 253V255H194V256H196V255H198L199 253ZM217 252V251H216ZM109 253V254H110ZM165 253H166V249H165ZM215 253V252H214ZM112 254H114V252L112 253ZM111 254V255H112ZM115 254H116V252H115ZM130 254V253H129ZM134 254V253H133ZM151 254V253H150ZM157 254V253H156ZM200 254H202V253H200ZM205 254V253H204ZM203 254V255H204ZM217 254V253H216ZM117 255V254H116ZM121 255V254H120ZM123 255H125V254H123ZM136 255V254H135ZM152 255H153V257H155L156 258V256H154L155 254H153L152 253ZM168 255V254H167ZM113 256V255H112ZM119 256V255H118ZM142 256V255H141ZM147 256V255H146ZM159 256V255H158ZM157 256V257H158ZM166 256V255H165ZM212 256V255H211ZM121 257V260H122V256H120ZM124 257V256H123ZM134 256H132V258H133ZM173 257V256H172ZM171 257V258H172ZM189 257V256H188ZM191 257V256H190ZM108 258H112V257H108ZM119 258V257H118ZM135 258V257H134ZM133 258V259H134ZM146 258V257H145ZM144 258V259H145ZM149 258V257H148ZM170 258V257H169ZM183 258V257H182ZM200 258V257H199ZM113 259V258H112ZM112 259H110V261H112ZM115 260H117V258H114ZM130 259V258H129ZM135 259H137V258H135ZM140 259H142V258H140ZM191 259V258H190ZM105 260V259H104ZM109 260V259H108ZM123 260H124V258H123ZM123 260L122 261H120V260H117V262L118 261H120V262H123ZM152 260H154L153 258H152ZM192 260V259H191ZM205 260V259H204ZM110 261L108 262V263H110ZM125 261V260H124ZM126 261H127V258H126ZM125 261V262H126ZM129 261H131V260H129ZM128 261V262H129ZM139 261V260H138ZM143 261H145V260H143ZM143 261H140V262H143ZM155 261V260H154ZM160 261V260H159ZM164 261V260H163ZM193 261V260H192ZM213 261V260H212ZM157 262V261H156ZM187 262V261H186ZM215 262V261H214ZM104 263V262H103ZM102 263V264H103ZM107 263V264H108ZM111 263H115L114 261H112ZM119 263V262H118ZM118 263H115V264H118ZM135 263H137V262H135ZM146 263V262H145ZM151 263H152V261H151ZM151 263H149V264H151ZM153 263H155V262H153ZM158 263V262H157ZM190 263V262H189ZM216 263V262H215ZM123 264H125L124 262H123ZM127 264V263H126ZM129 264V263H128ZM131 264V263H130ZM138 264V263H137ZM204 264V263H203ZM208 264H209V262H208ZM211 264V263H210Z\"/></svg>",
	"mask_w": 264,
	"mask_h": 264
}]
</instances>
